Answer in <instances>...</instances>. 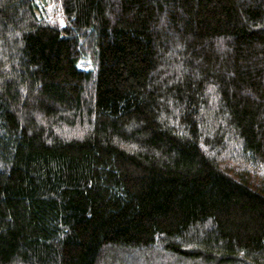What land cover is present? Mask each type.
Wrapping results in <instances>:
<instances>
[{"label":"trees","instance_id":"16d2710c","mask_svg":"<svg viewBox=\"0 0 264 264\" xmlns=\"http://www.w3.org/2000/svg\"><path fill=\"white\" fill-rule=\"evenodd\" d=\"M53 1L0 0V264H264V0Z\"/></svg>","mask_w":264,"mask_h":264},{"label":"rangeland","instance_id":"374dc122","mask_svg":"<svg viewBox=\"0 0 264 264\" xmlns=\"http://www.w3.org/2000/svg\"><path fill=\"white\" fill-rule=\"evenodd\" d=\"M33 3L36 8V16L41 17V15L45 13V11H50V16L46 17L44 20L50 19L52 21H57L59 24H61V13L59 7L57 5H54L53 0H33ZM79 66L80 68H84L85 70L90 68L89 62L87 60L80 61ZM119 260H123V258L119 257Z\"/></svg>","mask_w":264,"mask_h":264},{"label":"built area","instance_id":"2783aa9c","mask_svg":"<svg viewBox=\"0 0 264 264\" xmlns=\"http://www.w3.org/2000/svg\"><path fill=\"white\" fill-rule=\"evenodd\" d=\"M35 12H36V8H35V11H34V15L37 18V20H42V19H45L46 17L50 16V11H45V13L41 15V17L36 16Z\"/></svg>","mask_w":264,"mask_h":264}]
</instances>
